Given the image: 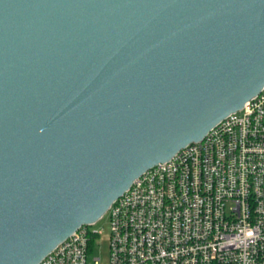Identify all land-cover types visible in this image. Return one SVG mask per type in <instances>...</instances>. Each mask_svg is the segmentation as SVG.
<instances>
[{"label":"water","instance_id":"water-1","mask_svg":"<svg viewBox=\"0 0 264 264\" xmlns=\"http://www.w3.org/2000/svg\"><path fill=\"white\" fill-rule=\"evenodd\" d=\"M264 85V0H0V264H40Z\"/></svg>","mask_w":264,"mask_h":264},{"label":"built area","instance_id":"built-area-1","mask_svg":"<svg viewBox=\"0 0 264 264\" xmlns=\"http://www.w3.org/2000/svg\"><path fill=\"white\" fill-rule=\"evenodd\" d=\"M105 215L106 264H264V85L201 142L136 179ZM92 226L40 264H89Z\"/></svg>","mask_w":264,"mask_h":264},{"label":"rangeland","instance_id":"rangeland-1","mask_svg":"<svg viewBox=\"0 0 264 264\" xmlns=\"http://www.w3.org/2000/svg\"><path fill=\"white\" fill-rule=\"evenodd\" d=\"M91 230L98 231L99 237L93 246V251L88 255V263L91 264L94 258H99L100 264H106L109 258V225L107 216L104 215L100 221L91 227Z\"/></svg>","mask_w":264,"mask_h":264}]
</instances>
